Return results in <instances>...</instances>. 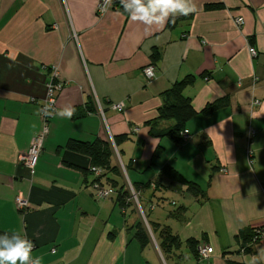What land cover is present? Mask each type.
I'll list each match as a JSON object with an SVG mask.
<instances>
[{"label": "crops", "instance_id": "obj_1", "mask_svg": "<svg viewBox=\"0 0 264 264\" xmlns=\"http://www.w3.org/2000/svg\"><path fill=\"white\" fill-rule=\"evenodd\" d=\"M99 1L0 0V264H28L21 257L26 239L35 245L28 256L36 264L197 262L188 246L187 255L179 249L166 258L157 238L142 249L131 229L136 216L127 220L131 208L120 207L124 221L116 216L117 200L95 196L90 159L65 147L71 139L114 146L123 134L120 146H140L143 165L129 162L136 182H154L171 165L205 190L196 198L182 186L186 212L170 224L183 241L213 247L203 264H264V237L249 253L237 237L264 226V0H113L101 15ZM151 64L156 78L148 82L143 70ZM52 66L65 86L31 174L20 155L42 130ZM188 75L195 77L184 93L198 111L224 98L228 104L192 117L188 140L153 135L147 122L158 117L165 92ZM116 103L124 109H113ZM174 124L158 119L153 128ZM20 194L26 210L17 207Z\"/></svg>", "mask_w": 264, "mask_h": 264}, {"label": "trees", "instance_id": "obj_2", "mask_svg": "<svg viewBox=\"0 0 264 264\" xmlns=\"http://www.w3.org/2000/svg\"><path fill=\"white\" fill-rule=\"evenodd\" d=\"M120 3V0L116 1ZM220 4H208L209 8L219 7ZM129 5H124V7L129 10ZM177 21V18H173L170 24ZM153 58L157 59L159 57V51L155 50L153 53ZM194 75H188L186 78L176 81L173 86L167 90L164 94V103L158 109V117L147 122V125L152 126L151 133L157 137L168 136L172 138L176 142L182 141L181 132L185 131L186 125L188 121L194 117L195 115L201 113L204 115H210L215 110L224 107L228 104V99L224 98L221 100H217L215 102L209 103L205 108L201 111H198L193 103L192 99L185 95L184 90L194 81ZM158 119H166V120H175V124L166 130H155L153 128L154 123L157 122ZM116 144L118 147L120 144L128 139V135H117L114 137ZM69 151L76 152L82 155L87 156L90 159L91 166L87 168V171L94 175V180L100 181L104 185V178H106L109 183L115 188H118V196L117 202L119 203L122 209L128 207L126 203L127 198V190L124 184H120L117 180L118 176H121V170L118 164H113V156L114 148L108 140L97 139L95 141H81L76 139H71L67 142L65 146ZM121 153V151H120ZM93 167L101 168L103 174L101 176H96L93 171ZM84 171V170H83ZM87 171H84L87 173ZM177 181L182 186H185V192L189 193L193 197H205L206 192L201 188V186L193 181L186 179L177 169H175L171 165H165L159 172L158 177L154 182H133L134 187L137 191L145 193L146 191L152 190L151 197L155 196L157 190H159L162 186L167 185L166 180ZM152 183L154 188L152 187ZM152 188V189H151ZM112 189V188H110ZM114 192V189H112ZM112 196V195H111ZM110 196V197H111ZM186 212V208L184 206L176 208L171 212V215L181 219ZM152 229L156 238L159 242V246L163 251L166 258L171 256L174 252L179 250L183 244H186L192 253L196 256L197 262L195 264H203L201 257L199 255L198 246L200 241L196 238H189L186 241H183L180 236L173 232L172 228L166 224H160L158 222L151 223ZM262 227V226H261ZM261 227H253L252 229L242 230L237 236L242 244L241 249H244L245 253H249L253 249V239L258 235V230ZM131 229L134 230L133 237L136 239L141 248L144 249L151 243L148 231L142 222V220H138ZM145 264H150L148 261ZM227 264H245L243 262L228 260Z\"/></svg>", "mask_w": 264, "mask_h": 264}, {"label": "built area", "instance_id": "obj_3", "mask_svg": "<svg viewBox=\"0 0 264 264\" xmlns=\"http://www.w3.org/2000/svg\"><path fill=\"white\" fill-rule=\"evenodd\" d=\"M112 6H113V0H101L98 3L97 11L101 15V14L106 13ZM235 21H236L238 26H242L245 22L244 18L242 16H238L235 19ZM249 51L251 53V56L254 57L257 55V50L254 46H249ZM45 68L47 69V67H45ZM143 72H144L145 78L147 79L148 82H151L153 79L156 78V69H155V66L152 64L146 66L144 68ZM64 86H65V83L62 81V79L60 77L58 67L52 66L51 71H50L49 80L46 83V88H47L46 96L43 99L41 106H40V118L42 121V130L33 139L30 148L26 152H24L20 155L21 163L31 172V174H34V172H35L36 164H37L39 157L41 156V153L44 149L45 140L50 133L51 122H52V120L55 117V114L57 112L58 94L64 88ZM259 104H260V100H258V99L254 100V105H259ZM124 107H125L124 103H116V104L112 105V108L117 110V111H122L124 109ZM254 134H255V131L254 130L251 131V136ZM181 136H182L183 140H188L191 138V134H189L186 131H182ZM113 144H114L113 147L117 152V155L121 159L120 152L118 151L119 149L116 146L114 139H113ZM121 162L123 164V167L126 169V166L123 163L122 159H121ZM223 170L225 171V169H223ZM93 171L95 172V175L97 177L101 176L103 174V170L101 168L93 167ZM91 186L94 190L95 196L98 199L108 198L113 193L112 189H107L98 180L93 181ZM263 188H264V186H263ZM132 189H133L132 191H133L135 198L138 199V195H137L135 189L133 187H132ZM16 204H17V207L21 210H26L29 207L28 199L25 198L22 194H20L16 197ZM139 207L142 210V206L140 205V202H139ZM143 216L145 217V215H143ZM146 221H147V219H146ZM147 225L150 227L148 221H147ZM262 237H264V226H262L261 229L258 230V235L255 236V238L253 239V245L255 243H257ZM34 248H35V245L31 241H29L27 239L24 241V250L21 254V257H22V259H26L28 264H36L34 259H32L31 257L28 256V253L31 252L32 250H34ZM198 251H199V255L201 257V260L203 261V260L207 259L210 256V254L213 252V247L200 244L198 246ZM242 251L244 252L245 250L242 249ZM53 252H55V249H53Z\"/></svg>", "mask_w": 264, "mask_h": 264}, {"label": "rangeland", "instance_id": "obj_4", "mask_svg": "<svg viewBox=\"0 0 264 264\" xmlns=\"http://www.w3.org/2000/svg\"><path fill=\"white\" fill-rule=\"evenodd\" d=\"M128 145H130V144H128ZM139 147L140 146H119L118 151L119 152L121 151L122 159L126 165V169L123 167L121 159L117 155V152L115 149H114V154L116 157L113 156V160L116 164H118V166L121 170V176H118L117 180L120 182L121 185L122 184L125 185L126 190H127L126 203H127V206L130 207L132 210V212H131L130 209H127V218H128L127 220H128V222H131V220H133V216H136V222L138 220H142V222L144 223V225L148 231L151 244L156 246V242H155L156 235L152 232L153 229H152L151 223L160 222L162 224H167L169 226L171 223H174L176 225L179 224L176 217L171 215V212L186 202H185V199L183 198V194H182L181 189H180L182 187V185L177 181H169L168 185H164L159 190H157L155 196L152 198L149 197L150 190L146 191L145 193H143V192L141 193V192L136 190V188L133 185V182L134 181L136 182V180L133 176H134L135 172L136 173H138V172H137L136 168L134 170V169H131L129 167V162H130L131 157H133V158H135L134 160L136 161V165H138V166L143 165V163L141 161H139V159L137 157V151H138ZM150 174H153V172H150ZM142 178L147 180L150 177H149V174H147V175H144ZM153 184H155V183H152V187L154 188ZM104 186L107 189H110V188L114 189V192L112 193V197L116 201L117 196H118V192H117L118 188L113 187L107 179L104 180ZM132 187L135 189V191L138 195V199L135 198L133 191H132L133 190ZM139 202H140V205L142 206L143 211L139 207ZM116 209H117L116 216L118 214L120 219H122L123 216L121 214L120 206L118 205L116 207ZM143 215H145L146 218ZM146 219H147L150 227L147 225ZM123 221H124V218H123ZM180 252L184 253V256L187 255L188 251H187V245L186 244L181 246ZM145 253H147L148 255H150L152 257L155 256V258H156V253H154V251L152 249H148V251L146 250ZM191 258H193V256H191ZM182 260H181V262H179V264H186L187 257H186V259L183 257ZM162 261L164 262L163 259H162Z\"/></svg>", "mask_w": 264, "mask_h": 264}]
</instances>
